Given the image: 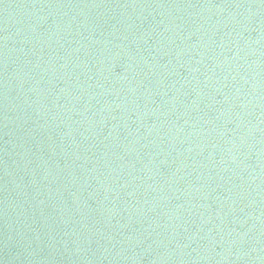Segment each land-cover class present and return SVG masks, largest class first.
Returning a JSON list of instances; mask_svg holds the SVG:
<instances>
[{"label":"water","instance_id":"water-1","mask_svg":"<svg viewBox=\"0 0 264 264\" xmlns=\"http://www.w3.org/2000/svg\"><path fill=\"white\" fill-rule=\"evenodd\" d=\"M0 264H264V0H0Z\"/></svg>","mask_w":264,"mask_h":264}]
</instances>
